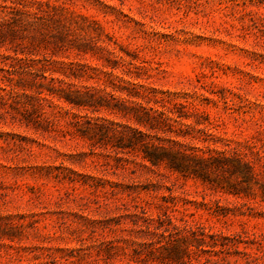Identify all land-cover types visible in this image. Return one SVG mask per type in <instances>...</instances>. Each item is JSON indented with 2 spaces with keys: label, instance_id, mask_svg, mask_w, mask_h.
Listing matches in <instances>:
<instances>
[{
  "label": "rangeland",
  "instance_id": "374dc122",
  "mask_svg": "<svg viewBox=\"0 0 264 264\" xmlns=\"http://www.w3.org/2000/svg\"><path fill=\"white\" fill-rule=\"evenodd\" d=\"M0 264H264V0H0Z\"/></svg>",
  "mask_w": 264,
  "mask_h": 264
},
{
  "label": "trees",
  "instance_id": "16d2710c",
  "mask_svg": "<svg viewBox=\"0 0 264 264\" xmlns=\"http://www.w3.org/2000/svg\"><path fill=\"white\" fill-rule=\"evenodd\" d=\"M26 15H30V13H27ZM33 18H36L37 16H32ZM32 24H37V21L36 20H33L32 21ZM66 99H68L69 101H71L70 100V98H66Z\"/></svg>",
  "mask_w": 264,
  "mask_h": 264
}]
</instances>
